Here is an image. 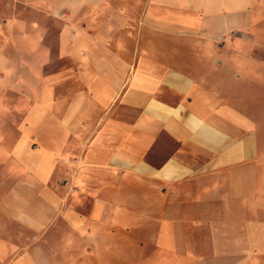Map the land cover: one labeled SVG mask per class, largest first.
I'll return each mask as SVG.
<instances>
[{
	"label": "crops",
	"instance_id": "0c3cea01",
	"mask_svg": "<svg viewBox=\"0 0 264 264\" xmlns=\"http://www.w3.org/2000/svg\"><path fill=\"white\" fill-rule=\"evenodd\" d=\"M35 3L66 9L69 66L33 65L20 121L0 118V264H117L112 230L136 220L160 252L150 264H264L261 5ZM77 242L100 255L74 261Z\"/></svg>",
	"mask_w": 264,
	"mask_h": 264
},
{
	"label": "rangeland",
	"instance_id": "374dc122",
	"mask_svg": "<svg viewBox=\"0 0 264 264\" xmlns=\"http://www.w3.org/2000/svg\"><path fill=\"white\" fill-rule=\"evenodd\" d=\"M256 5H261L262 10L256 9L254 23L257 29L264 33V0H256ZM65 12L66 9L60 5L43 6L35 3V0H0V118L11 129L20 121L15 112L23 108L24 103H20L24 102L22 94L28 90L25 81L31 77L32 66L38 67L37 72L43 69V74L69 66L68 61L60 62L57 59L58 33L62 29ZM256 40L259 42L258 46H264V39ZM47 59L51 60L50 64H47ZM260 61L264 67V55ZM262 81L264 82V78ZM257 104L264 113V93L262 100H258ZM262 119L264 121V117ZM258 120L261 121L260 118ZM9 137L11 138L7 140L8 145L13 142L14 133H10ZM262 138L264 140V134ZM71 204L78 214H90L91 198L77 197ZM136 216L143 221V215ZM107 217L108 214L105 218ZM89 225L91 226V223ZM112 231L118 241L117 264H150L148 260L160 254L157 246L152 243L146 226L137 220L133 226L120 224ZM102 235L103 242L107 243L103 244L102 249L107 252L111 245L108 223L104 224ZM97 254L100 255L89 244L84 245L82 242H77L70 250L74 261L84 255L93 259ZM88 263L92 264L93 261Z\"/></svg>",
	"mask_w": 264,
	"mask_h": 264
}]
</instances>
